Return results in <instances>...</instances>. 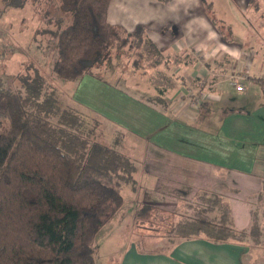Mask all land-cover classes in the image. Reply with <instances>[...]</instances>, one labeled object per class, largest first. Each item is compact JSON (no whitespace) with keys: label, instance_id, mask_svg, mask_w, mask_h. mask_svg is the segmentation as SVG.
Segmentation results:
<instances>
[{"label":"trees","instance_id":"16d2710c","mask_svg":"<svg viewBox=\"0 0 264 264\" xmlns=\"http://www.w3.org/2000/svg\"><path fill=\"white\" fill-rule=\"evenodd\" d=\"M57 2L69 16L48 30L56 39L52 69L64 82L91 72L113 48L139 47L147 37L142 23L128 30L110 22V0ZM247 5L264 9V0ZM160 31L173 35L169 27ZM21 76L17 90L0 83V264H95L96 233L122 204L121 184L134 182L136 160L124 148L125 130L78 101L59 107L57 86L38 69ZM140 98L158 106L163 101ZM105 126L110 134L103 138ZM255 194L264 195V178ZM249 202L250 221L237 228L223 193L197 191L175 211L178 220L164 236L169 248L195 237L240 241L249 245L253 264H264V210L260 216Z\"/></svg>","mask_w":264,"mask_h":264},{"label":"crops","instance_id":"0c3cea01","mask_svg":"<svg viewBox=\"0 0 264 264\" xmlns=\"http://www.w3.org/2000/svg\"><path fill=\"white\" fill-rule=\"evenodd\" d=\"M203 2L110 0L108 20L128 30L137 23L144 24L147 37L143 44L148 40L163 57L160 63H155V68L158 67L157 81L165 85L159 91L143 86L152 97L159 96L163 101L158 106L142 100L136 91L141 87H136L135 81L134 88L127 90L108 79L105 81L117 93L133 99L132 106L144 114L137 124L149 133L173 127L181 135L195 128L189 123L191 120L197 125H208L213 119L219 122L218 130L210 137L195 135L187 142L178 136V142H147L142 154L140 201L154 205L168 203L170 207L176 202L167 201L168 194L181 196L179 203L185 195L200 189H217L229 202L237 228H243L250 221L248 197L261 190L264 178V9L253 10L248 7V0L220 1L225 2L220 18L229 21L236 18L242 27L244 39L240 45L220 34ZM165 27L170 28L172 36L160 31ZM161 64L170 67L173 75L161 70ZM241 70L247 77L238 80L244 88L237 89L229 83V78ZM200 81L206 82L207 103L202 108H192L182 107L179 102L178 109H173L174 95L184 90L185 94L194 92L192 89ZM233 90L237 92L235 99L231 98ZM217 153L229 157L231 162L211 158ZM130 248L120 264H253L246 255L249 245L234 240L215 243L195 237L175 243L166 252L153 254L140 253L134 244ZM251 254L254 258L256 251Z\"/></svg>","mask_w":264,"mask_h":264},{"label":"rangeland","instance_id":"374dc122","mask_svg":"<svg viewBox=\"0 0 264 264\" xmlns=\"http://www.w3.org/2000/svg\"><path fill=\"white\" fill-rule=\"evenodd\" d=\"M220 1L226 0H204L203 6L219 28L220 34L242 45L244 39L242 27L238 26L236 18L230 21L220 18L223 14V3H225ZM15 2L16 0H0V83L12 90H17L22 87L21 74L28 72L31 75L38 69L45 75L50 85L57 86L54 91L55 104L59 107L73 105L74 101H78L110 122L124 127L125 140L129 143L124 148L136 160L134 182L121 184L120 192L123 202L104 222L94 238L95 264H120L133 244L140 253L153 254L168 251L170 248L164 237L165 232L172 228L178 220L176 209L183 208L184 200L193 197L196 192L185 195L179 203L178 197L181 198V196L168 194L167 201L175 199L176 202L175 204L173 201L174 204L170 207L168 203L154 205L141 202L140 176L143 169L142 154L145 145L147 142L154 144L178 142V136L187 142L192 141L195 135L210 137L212 134L214 135L213 131L218 130L219 122L216 123L213 119L209 120L208 125L202 123L197 125L196 121L191 120L189 123L195 127L192 129L194 131L186 130L188 132L183 131L181 135L178 128L173 127H164L161 131L157 130L151 133L142 129V126L137 124V120L143 118V112L132 106L134 101L131 97L111 89L105 79L126 88H134L132 82L135 81L136 87L145 89L136 90L143 97H152V94L146 92V88L159 91L164 83L160 84L157 81L158 67L155 68V63H160L163 57L154 50L148 40L144 44L142 43L144 46L135 47L127 44L123 48H113L107 58L95 66L91 72L84 74L76 82L74 80L64 82L52 69L56 54V39L52 37L48 28L55 27V21L58 18L69 16V13H64L60 9L57 0H23L20 5H14ZM253 26L256 25L253 24ZM173 27L174 25L171 24V29ZM262 35L264 41V31ZM261 44L263 45L262 42ZM30 63L31 69H27V65ZM159 68L166 74L173 75L170 72V67L161 64ZM131 70H133V74ZM124 77L126 81H123ZM197 84V87L192 89L194 91L192 94H185L184 90L174 95L171 102L173 109H178L179 102L182 103V107H188L196 95L205 97L206 82L200 81ZM231 93V98L235 99L237 92L233 90ZM188 115L193 117L192 114ZM105 130L107 132L103 134V138L110 134L107 126H105ZM166 134L169 138L165 137ZM212 157L218 161L231 162L229 157L223 156L222 153L211 155ZM214 172L218 173V170ZM211 173L213 174V170ZM209 190L219 191L217 189ZM190 191L191 189L189 193ZM227 192L230 193L228 190ZM253 195L255 199L251 198ZM253 195H250L249 199L254 202L256 212L262 216L264 195L260 198H256L257 194ZM144 204L151 207L148 212L143 208ZM100 213L105 217V211L102 210ZM262 221L264 222V217H262Z\"/></svg>","mask_w":264,"mask_h":264},{"label":"built area","instance_id":"2783aa9c","mask_svg":"<svg viewBox=\"0 0 264 264\" xmlns=\"http://www.w3.org/2000/svg\"><path fill=\"white\" fill-rule=\"evenodd\" d=\"M246 77H247V73L245 71L237 72V73L231 75V77L229 78V83L234 85V86H236L237 89H243L244 88V84L240 83L238 80L246 79ZM203 99H204L203 95L201 97L196 95L190 101V105L189 106L192 107V108H200L199 106H201V103L203 102Z\"/></svg>","mask_w":264,"mask_h":264}]
</instances>
